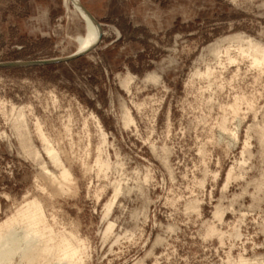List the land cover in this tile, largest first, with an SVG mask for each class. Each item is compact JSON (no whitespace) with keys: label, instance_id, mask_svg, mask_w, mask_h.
Segmentation results:
<instances>
[{"label":"rangeland","instance_id":"374dc122","mask_svg":"<svg viewBox=\"0 0 264 264\" xmlns=\"http://www.w3.org/2000/svg\"><path fill=\"white\" fill-rule=\"evenodd\" d=\"M64 3L0 0V64L32 63L0 67V223L38 200L83 264L264 261V71L225 53L264 45V0H80L81 53Z\"/></svg>","mask_w":264,"mask_h":264},{"label":"bare ground","instance_id":"6f19581e","mask_svg":"<svg viewBox=\"0 0 264 264\" xmlns=\"http://www.w3.org/2000/svg\"><path fill=\"white\" fill-rule=\"evenodd\" d=\"M64 2L68 10L71 7L74 8V11L79 13L86 23V35L78 38L79 49L77 53H81L98 42L101 34L100 24L81 5L80 0H64ZM71 14L74 13L71 11ZM225 41L228 45L225 48V53L229 63L232 64L237 61V58H234L230 53V48L235 45L242 58L250 59L252 66L259 68L262 72L264 71V45L258 44L252 39H246L242 35L232 36ZM218 46L221 48L222 45L218 43L216 48ZM220 54L219 49L215 56L221 63ZM212 75V69H207L205 76L211 77ZM151 78L157 80L156 76L152 75ZM232 107L235 110L233 112L236 113L238 111L236 109L238 108L237 103L234 106L232 105ZM20 116L24 118V113H21ZM45 151L55 164L60 165L59 155L55 150L46 145ZM108 163L103 161L101 165L106 168L109 165ZM47 175L52 184H57L61 188L70 181L69 172L65 169L62 170L60 176H55L53 173H48ZM120 191L121 189L117 185L114 192L115 198H117ZM113 203L107 206V214L111 211ZM43 209L42 204L38 200H33L18 209L14 216L0 223V264H16V260H18L17 264H83L81 260L83 242L73 233L56 231L47 223ZM217 215L219 217L222 216L221 212H217ZM113 225L110 223L107 226L105 235H110ZM211 233L214 234L215 231L212 230ZM236 264H264V261L261 259L252 261L241 257Z\"/></svg>","mask_w":264,"mask_h":264},{"label":"water","instance_id":"95a60500","mask_svg":"<svg viewBox=\"0 0 264 264\" xmlns=\"http://www.w3.org/2000/svg\"><path fill=\"white\" fill-rule=\"evenodd\" d=\"M78 55H74L71 57H67L65 59H57V60H50V61H45L41 62V64H53V63H59V62H65V61H71L72 59L76 58ZM32 63H9V64H0V67H16V66H27L31 65ZM34 64V63H33Z\"/></svg>","mask_w":264,"mask_h":264}]
</instances>
